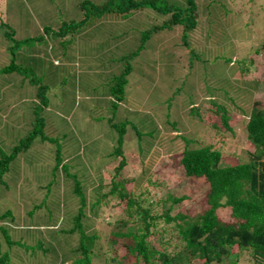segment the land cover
<instances>
[{
	"label": "rangeland",
	"instance_id": "rangeland-1",
	"mask_svg": "<svg viewBox=\"0 0 264 264\" xmlns=\"http://www.w3.org/2000/svg\"><path fill=\"white\" fill-rule=\"evenodd\" d=\"M83 1L0 0V68L9 64L12 56L18 62L22 58L20 63L29 67L27 74L33 73L46 86L44 94L37 96L26 77L19 89V97L9 101L8 92L1 89L8 82L2 79L0 107H6L7 103L19 106L11 119L16 117L15 122L19 123L22 118L27 128L18 130L16 138L31 131L34 126L31 121L37 113L45 120L42 134L54 140L53 143L43 142L36 137L30 151L19 155L0 184V214L8 212L11 217H0V254L9 255V264H60L69 259V250L79 239L75 231L70 232L76 209L71 193V183H75L73 176L84 188L85 213L91 215L88 207L99 198L98 212L90 220L92 228L101 237L107 238L113 231L105 225L108 221L126 216L123 208L127 198L119 200L116 194H110L112 178L114 181L125 180L126 192L132 189L136 197L143 188H150V183L159 188L155 192L159 197L177 191L174 195H182L185 200L177 204L174 213L186 206L196 211L194 207L201 202L206 186L201 179L186 177L173 159L184 150L185 139H201V123H195L192 129L189 124L192 117L183 110L184 107L190 103V108L201 106L205 113L201 119L209 122L212 115L210 107L206 108L207 102L227 105L233 100L247 112L253 99L246 97L248 91L264 90L263 80L253 88L252 83L258 74L253 68L251 74L248 73L252 82L239 85L242 78L236 76L233 57L240 54L241 50H236L242 42H256L264 34V16L255 10L261 0H220L218 5L210 7L212 14L209 7L203 8L204 0H196L199 10L197 25L186 42L195 48L200 61L194 72L185 76L183 83H178L181 77L177 66L156 51V47H183L182 39L167 29L154 32L152 23L137 18L114 21L106 16L102 21H95L84 33L75 31L79 33L75 46L48 44L50 30L57 31L65 22L71 24L80 20L79 6ZM86 1L99 4L106 0ZM174 1L182 3V0ZM239 4L241 12L233 17L234 7ZM8 30L20 42L19 56L15 49H9L13 43L5 36ZM145 32L150 34L142 41ZM140 43L144 49L135 57H126ZM242 54L247 55L248 49ZM215 56H224L231 61L222 64L214 60ZM255 62L257 67L263 68L264 56L260 55ZM128 63L131 72L124 75V98L117 109L111 110V87L117 78L122 77ZM236 80L238 85L234 82ZM11 81L13 85L17 83ZM167 119L173 127L168 128ZM127 121L135 127L134 131L131 128L124 135L127 168L123 167L114 176L120 158L113 160L109 156L118 137L111 124ZM236 125L235 135L226 133L223 141L217 138L224 142L223 160L225 156L229 162H233L243 150L252 149L241 133L242 124ZM9 127H0V144L5 148L12 139ZM138 138L141 139L140 148H144L143 154L148 155L143 160L133 145ZM197 144L190 142L188 146L194 148ZM57 148L61 158L58 168ZM17 162L20 168L15 167ZM131 177L136 181L140 179L134 189L133 183L127 180ZM168 177L174 179L173 183ZM75 199L78 202V197ZM147 200L143 206H150L154 212L153 202ZM216 212L223 221L232 220L229 208H220ZM174 228L173 223L168 227V233L171 231L173 235L172 242L177 238ZM63 229L66 231L62 232ZM6 235L18 245L10 247ZM102 243L105 246L104 239ZM17 253L22 256L17 257ZM249 254L247 250L241 251L237 260L231 256L227 262L236 260L234 264H252ZM92 264L100 263L93 258Z\"/></svg>",
	"mask_w": 264,
	"mask_h": 264
},
{
	"label": "trees",
	"instance_id": "trees-1",
	"mask_svg": "<svg viewBox=\"0 0 264 264\" xmlns=\"http://www.w3.org/2000/svg\"><path fill=\"white\" fill-rule=\"evenodd\" d=\"M204 1L203 8L209 7L208 11L212 14L210 7L218 5L220 0ZM79 7L82 15L80 20L70 22L71 24L65 22L57 31L50 30L52 34L47 37L48 44L52 42V45L70 44L75 46L79 39V33H84L95 21H102L106 16H110V20L114 21L137 18L152 23L151 30L154 32L167 29L172 35L177 34L182 39L183 47L181 45L178 48L160 49L156 47L158 48L156 51L165 60H171V64L177 66L181 77L178 83L185 82V76L193 73L195 66L200 61L199 55L195 53V48L190 47L186 42L189 34L197 25L199 10L196 0H182V3H177L174 0L172 2L168 0H106L99 4L84 0ZM234 8L231 14L233 17L239 15L240 9H242L240 4ZM235 10L239 11L235 12ZM255 10L264 16V0H261L259 6L256 5ZM75 31L80 32L74 33ZM148 34L145 32L142 35V41L149 36ZM5 36L13 43L9 49H15L19 56L21 50L18 44L20 42L15 40L9 30L6 31ZM242 43L236 50L238 52L240 49V54L233 55L234 52L231 53L236 62V76L239 79L242 78L239 80V85L250 83V81L252 82L249 79L251 68L258 71L256 80L252 83L255 88L257 82L264 81V67H257L255 62L260 55L264 56V34L256 42ZM187 48H189L188 51H186ZM143 49V43H140L136 50L130 52L126 57H135ZM245 49H248L247 55L242 54ZM196 50L198 49L196 48ZM10 51L13 54V51ZM19 60L18 62L15 56H12L9 64L0 68V77H4L0 78V82L2 79L8 82L1 87L8 92L7 100L19 97V89L21 84L27 80L26 77L30 85L35 88L37 96H42L46 86L33 73L28 75L29 67L20 63L22 58ZM214 60L221 61L222 64L231 61L224 56H215ZM202 63L206 64V61ZM123 70L122 77L117 78L111 87L113 94L111 110L117 109L119 102L124 98V85L126 84L124 75H129L131 72L129 63L124 66ZM233 75L232 71L231 79ZM29 76L31 77L29 78ZM11 80L17 83L13 85ZM234 82L237 83V80ZM248 94L246 97H253V99L248 104L247 112L245 107L238 105L233 100H230L227 105L213 101L207 102L206 108L210 107L212 115V120L209 122L201 119L202 114H205L201 106L190 108L192 105L190 103V105L186 104L187 106L183 109L192 117V122L188 120L192 129L197 122L201 123L198 126L202 128L201 139H185L184 150L179 156H173L186 177L201 179L206 186L201 202H198L194 207L197 208L196 211H192L186 206L183 210L174 213L177 204L185 200L182 195H174L177 191L167 192L165 196L159 197L155 194L159 188L150 183V188H143L136 197L133 193L134 190L126 192L125 180L114 181L112 178L109 182L110 194H116L119 200L127 198L123 208L126 216L108 221L105 225L113 228V231L108 233L107 238L101 237L97 230L92 228L93 223L90 220L98 212L99 198H96L88 207L91 215L85 213V198L82 195L84 188L73 176L75 183H71V193L73 194L72 203L76 209L73 213L72 220L74 222L70 232L75 231L79 235V239L77 244L69 250L71 251L69 259L60 264H92L93 258H97L100 264H234L239 252L245 250L250 253L249 258L253 261L252 264H264V90L259 92L255 89L248 91ZM35 99L39 98L35 97ZM7 104L6 107H0V127L10 126L8 129L12 139L7 148L0 144V184L3 183V176L7 175L13 162L18 161L19 155L23 156L30 151L36 137H39L43 142H54L53 139L42 134L45 120L37 116V113L34 115L33 112H31V115H34V121H31L34 123L33 128L24 137L16 138L18 130L27 128V126H24L25 121L22 118L19 119V123L15 122L16 117L11 119V116H14L12 114H16L14 111H17L19 106L16 103ZM211 105L214 107L211 108ZM1 109L5 111L2 112ZM237 123L238 125L242 124L241 133L252 149L243 150L242 154L236 155L233 162H229L225 156L223 160L222 146L224 142H219L218 139L223 141L226 133L235 135ZM166 124L168 128L174 126L168 119ZM111 128L118 133L116 143L109 152V156L113 160L120 158L118 168L114 173L116 176V173L126 167L127 163L124 135L131 128L134 131L135 127L127 121L118 125L111 124ZM140 140L138 138L136 143L133 141V145L140 154V159L143 160L148 155L143 154L144 148H140ZM190 142L198 143L199 146L189 148ZM55 158L58 168L61 162L59 148L56 150ZM15 167L20 168L18 162ZM168 178L173 183L174 179ZM127 180L133 183V189L140 181V179L136 181L134 177ZM75 196L78 197V202ZM147 199H150L151 203L153 202L154 212H151L150 206H146V208L143 206ZM220 208H229L232 220L223 221L220 219L216 212ZM4 216H7L8 219L11 218L8 212L0 214V217ZM171 223L175 224L173 230H177V238L174 239V242H172L171 231L168 233ZM65 231V229L62 230V232ZM6 237L10 247L18 245V242L9 239L7 235ZM103 239L106 243L105 246L102 243ZM104 247H107V250H104ZM19 255L22 256V254H16L17 257ZM231 256L236 257L235 262H227ZM9 262H11L9 255L0 254V264H9Z\"/></svg>",
	"mask_w": 264,
	"mask_h": 264
}]
</instances>
